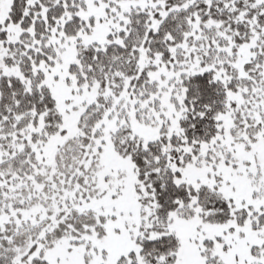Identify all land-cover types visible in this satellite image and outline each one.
<instances>
[{
  "label": "snow or ice",
  "instance_id": "obj_1",
  "mask_svg": "<svg viewBox=\"0 0 264 264\" xmlns=\"http://www.w3.org/2000/svg\"><path fill=\"white\" fill-rule=\"evenodd\" d=\"M0 264H264V0H0Z\"/></svg>",
  "mask_w": 264,
  "mask_h": 264
}]
</instances>
